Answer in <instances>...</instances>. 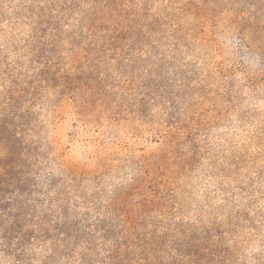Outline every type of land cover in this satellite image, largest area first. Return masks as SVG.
<instances>
[{
	"label": "rangeland",
	"instance_id": "374dc122",
	"mask_svg": "<svg viewBox=\"0 0 264 264\" xmlns=\"http://www.w3.org/2000/svg\"><path fill=\"white\" fill-rule=\"evenodd\" d=\"M3 119L36 219L52 179L149 264H264V0H0Z\"/></svg>",
	"mask_w": 264,
	"mask_h": 264
},
{
	"label": "trees",
	"instance_id": "16d2710c",
	"mask_svg": "<svg viewBox=\"0 0 264 264\" xmlns=\"http://www.w3.org/2000/svg\"><path fill=\"white\" fill-rule=\"evenodd\" d=\"M178 35L176 32L174 38L180 43ZM12 101L17 102L15 99ZM10 112L22 115L20 111ZM15 127L17 125L7 119L0 120V147L4 148L3 157L0 158V264H35L39 260L40 264H58L56 259L59 253L60 264H95L92 253L101 254V251L107 253L101 260L102 264H129L136 256L131 252L134 245H140L141 255H144V258H138V263L149 264L151 258L148 255L155 249L157 235L146 240L132 214L121 221L122 236L116 234L118 226L114 224L88 220L82 224L80 218L70 214L67 189L61 187L59 190L52 179H49L45 196H49L52 202L54 196L60 195V211L53 212L49 224L43 217L36 219L37 212H33V208L32 211L31 203L37 201L34 194L38 184L33 183L34 180L27 174L25 161L14 158L18 146L23 144L21 136H10ZM133 233H137V244L131 241ZM53 238L56 241L51 243ZM98 239L101 240L100 244H97ZM56 243L60 244V252ZM82 246L86 248L82 249Z\"/></svg>",
	"mask_w": 264,
	"mask_h": 264
}]
</instances>
